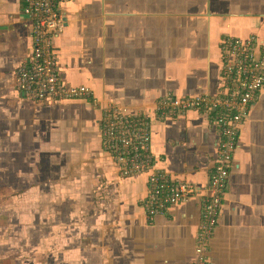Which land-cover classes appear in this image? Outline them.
<instances>
[{
    "label": "crops",
    "instance_id": "obj_1",
    "mask_svg": "<svg viewBox=\"0 0 264 264\" xmlns=\"http://www.w3.org/2000/svg\"><path fill=\"white\" fill-rule=\"evenodd\" d=\"M23 7L0 0V206L16 196L0 223V264H193L199 204L189 196L148 219L149 171L121 174L102 119L138 115L152 170L205 193L222 138L214 111L157 106L223 94L222 41L252 34L258 51L264 0H58L64 27L52 46L61 81L91 89L79 100L20 87L32 60ZM205 264H264V85L239 129Z\"/></svg>",
    "mask_w": 264,
    "mask_h": 264
},
{
    "label": "built area",
    "instance_id": "obj_2",
    "mask_svg": "<svg viewBox=\"0 0 264 264\" xmlns=\"http://www.w3.org/2000/svg\"><path fill=\"white\" fill-rule=\"evenodd\" d=\"M22 13L31 21V56L28 66L17 72L20 87L43 100L62 98L79 100L93 96L85 85H66L58 73L51 36L64 27L57 9L58 0H23ZM258 46V43H257ZM223 74L229 76L223 94L165 97L157 106L162 114L202 109L214 111L220 126L221 141L218 157L209 175L205 193H196L201 217L196 235L193 264H205L209 243L217 227L222 197L232 167V154L239 129L249 106L264 85V43L257 51L256 36L232 37L222 41ZM96 103L97 99H93ZM105 149L113 155L122 175L149 171L148 194L144 201L146 217L152 219L163 214L172 204L186 199L195 189L182 180L159 174L153 168L150 148L151 133L148 123L126 110L107 113L102 119L101 131Z\"/></svg>",
    "mask_w": 264,
    "mask_h": 264
},
{
    "label": "rangeland",
    "instance_id": "obj_3",
    "mask_svg": "<svg viewBox=\"0 0 264 264\" xmlns=\"http://www.w3.org/2000/svg\"><path fill=\"white\" fill-rule=\"evenodd\" d=\"M14 174H12V176H14ZM194 191L195 192L192 193L190 195V197L196 200V193L197 192H196V190H194ZM0 200H1V198H0ZM15 204H16V196L15 195L14 196H7L4 200H2V205L0 206V223L1 222L2 223L6 222L7 221V217L15 215V211H16V205ZM13 242H14V239H13Z\"/></svg>",
    "mask_w": 264,
    "mask_h": 264
}]
</instances>
